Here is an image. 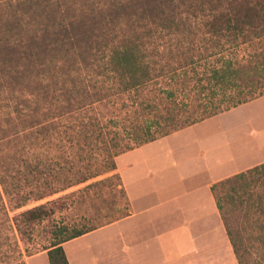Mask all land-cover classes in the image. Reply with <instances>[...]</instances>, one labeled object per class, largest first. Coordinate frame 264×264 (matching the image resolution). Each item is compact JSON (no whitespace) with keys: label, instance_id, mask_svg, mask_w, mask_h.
Masks as SVG:
<instances>
[{"label":"trees","instance_id":"obj_1","mask_svg":"<svg viewBox=\"0 0 264 264\" xmlns=\"http://www.w3.org/2000/svg\"><path fill=\"white\" fill-rule=\"evenodd\" d=\"M5 7L15 22L10 38L0 29L2 71L39 87L15 108L30 123L15 146L0 141V264L43 251L49 264H70L65 243L131 215L120 156L264 97V0H0ZM263 187L264 163L212 187L239 264L248 251L226 204L264 230ZM96 201L108 211L87 215ZM64 211L79 213L56 222Z\"/></svg>","mask_w":264,"mask_h":264},{"label":"rangeland","instance_id":"obj_2","mask_svg":"<svg viewBox=\"0 0 264 264\" xmlns=\"http://www.w3.org/2000/svg\"><path fill=\"white\" fill-rule=\"evenodd\" d=\"M71 17L69 16L66 19V16H63V19H65L66 23L75 21L78 24L83 22L82 20L84 19V15L80 16L78 20H73ZM14 22L11 9L8 7L3 8L0 11V29L7 31L8 38L12 36L10 28ZM90 26L93 27L91 23ZM86 28H90L89 24H87ZM68 29L69 31L71 30L70 27ZM96 34L98 32L92 35ZM15 39L19 38L16 37L13 40ZM92 41L87 44H95L96 41H102V39L97 40L94 38ZM64 54L65 52L61 51L58 55L63 56ZM5 56V54H1L0 60L5 59ZM2 65L0 64V141L1 143L9 144L10 147H14L19 139L17 135H19L20 131V135H22L24 127L30 124L23 121L24 119L15 112V108L19 103L22 105L24 94V99H26L29 90L39 87V83L37 78L29 80L23 73L6 76L2 71ZM15 69L18 70V68ZM20 71L23 72V69ZM37 72H40V70ZM34 73L36 75V71ZM146 147L149 149L146 148L147 150L143 154H134L136 150L117 159V173L122 178L128 198L130 199V196H132L136 209L159 197V195L152 192L149 182L143 180L151 176H153L151 179L160 178L163 174L168 178L166 181L172 185L185 179L182 183L160 193V196L165 197L206 184L207 181L211 184H217L250 168L263 164L264 97L204 121L199 125L186 128L171 136L157 140ZM157 168H163V173L153 172ZM134 172L135 174H133ZM84 186L81 185L40 202L30 203L18 212L57 199ZM263 192L264 187L262 188ZM218 195L222 196L223 201H225L226 196H224V193L218 192ZM94 204L93 210L86 212L87 215L96 213L98 207L101 216L108 211L104 202L96 201ZM108 204H110L109 199ZM121 208V213H126L123 210V205H121ZM226 208L232 214L231 219L235 230L240 229L243 232L244 247L248 251V263L264 264V247L262 245L263 242L260 240L264 230L258 225L244 223L243 219H241L243 216L235 206L232 207L228 203L226 204ZM130 210L133 212L132 203L130 204ZM78 213L79 211H64L62 214H58L56 222L62 221L65 217L70 221L76 218ZM80 214H84V212ZM54 223L53 220H49L43 222L38 227V236L40 238L45 237L41 240L42 243H47L45 239L50 232V227ZM130 226L133 227L134 224L131 223L126 226L124 224L116 226L115 224L114 227L109 226L107 229L100 228L89 235L65 243L63 247L70 264L116 261L118 259V254L116 255V253L118 251L117 237L119 230H124L125 227L129 228ZM26 261L27 264H49L46 251L29 257Z\"/></svg>","mask_w":264,"mask_h":264},{"label":"crops","instance_id":"obj_3","mask_svg":"<svg viewBox=\"0 0 264 264\" xmlns=\"http://www.w3.org/2000/svg\"><path fill=\"white\" fill-rule=\"evenodd\" d=\"M153 143L133 150H137L134 154H143L148 148L146 146ZM153 172L163 173V168ZM152 177L143 180L149 182L152 192L159 197L136 209L130 196L131 215L101 228L134 224L119 230L118 259L92 264H238L212 192L215 184L207 181L163 197L161 192L185 179L172 185L163 174L160 178Z\"/></svg>","mask_w":264,"mask_h":264}]
</instances>
